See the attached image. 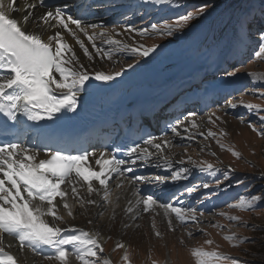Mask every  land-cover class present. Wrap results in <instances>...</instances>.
I'll list each match as a JSON object with an SVG mask.
<instances>
[{
  "label": "snow or ice",
  "instance_id": "snow-or-ice-1",
  "mask_svg": "<svg viewBox=\"0 0 264 264\" xmlns=\"http://www.w3.org/2000/svg\"><path fill=\"white\" fill-rule=\"evenodd\" d=\"M145 3H164L165 0H144ZM44 7V0H38L37 3L27 4L26 15L22 21L11 18L9 13L17 10L15 0L6 3L0 0V115L5 118L3 127L11 130L14 142H0V234L11 235L19 242L21 249L28 248L34 254L42 255L45 259H54L59 264H70V258L75 257L79 264H101L98 259L99 254L104 249L99 242L100 233H89L83 229H77L74 226L65 229L58 226L55 221L64 222V217L58 214V205L54 203L60 198L62 207L66 210L67 216L74 218L72 206L67 202L68 192L62 188V185H71L72 197L83 208L85 204L100 207L101 204L95 200L84 201L79 195L76 185L73 183L82 182L87 186L89 195L93 193L101 196L104 205L113 204L109 183L114 178L125 177L126 173L132 171L130 164L137 161L150 160L153 153L147 149L131 147L127 150L125 159H117L110 154L107 155L101 151L99 158L95 163L99 171L86 166L89 155L87 151L77 152L73 155L65 152L60 147L50 148L47 144L42 145L47 159L37 160L39 150L33 146L21 142V138L27 134L30 129L27 122H39L42 120H58L67 113H74L79 106V99L82 93L94 87L92 81L110 82L116 77L121 76L126 69L106 73L100 70L90 72L84 64L79 61L72 47L64 41L60 29H63L71 35L76 43L83 50L84 55L92 59L91 53L84 43L79 39L77 30L83 33L92 43L93 49L97 55L111 58L113 51H127L132 57H148L157 49V45L145 47L139 45L131 47L122 41L112 38L105 32L88 33V29H95L97 25L86 24L82 17H74L68 10L67 5L56 7L54 10L44 12L33 23L39 27L45 26V30L57 29L54 35L47 39L42 38L40 34L25 31L24 24H27L33 15L35 7ZM203 9L197 12H189L186 15L178 17L174 24L164 23L161 26L153 23L150 27L135 29L131 26H125V32H136L140 36L144 35H167L172 36L174 31L183 29L185 25L200 15ZM264 15V9H261ZM249 14H245L239 20V31L236 39L238 43H243L247 37V25ZM55 23H52V22ZM75 25V30L69 27ZM123 33H116L122 35ZM99 36L102 43L109 46L102 50L94 39ZM107 37V38H105ZM264 55V27L258 30V51L255 56ZM136 65L130 63L128 69ZM233 73H229L232 75ZM250 79L259 83L264 81V76L255 73L248 74ZM56 90H61L57 93ZM264 95V93H261ZM230 107H237L231 104ZM244 107L249 111L260 109L258 106L247 104ZM60 114V115H57ZM11 122L10 124L7 122ZM179 123V122H178ZM195 126V125H194ZM171 131L180 135L176 127ZM258 134L264 136V131H258ZM209 135H212L209 132ZM155 137H149L144 141L151 145L157 151L162 152L167 148L171 141L164 140L161 143H154ZM219 143V141H217ZM223 149L224 145H220ZM231 154L240 158V154L232 148L227 149ZM133 157H135L133 159ZM164 164L171 169L172 164L169 159L160 156ZM130 162V164H129ZM213 165L208 164L199 168L200 171H209ZM188 169L180 167L172 171L171 179L173 181L186 178ZM127 183L132 185L133 194L137 197L136 204H143V211L147 213L150 205L156 204L154 197L143 196L142 190L136 187L137 182H151L143 176L126 177ZM167 177L156 176L155 182H164ZM93 181L97 182L99 187L93 186ZM121 179L116 185L121 188L124 185ZM208 188V184L203 185ZM194 188H187L191 194ZM117 200L119 197L116 198ZM261 197L241 196L238 202L229 205L240 211H254L261 203ZM131 204V201H129ZM161 207L175 214V218L181 224L188 220L198 222L197 210L193 207H175L171 204H160ZM126 212L131 213L133 207H127ZM100 212L99 215H103ZM167 214V213H166ZM199 215H203L202 212ZM220 216L230 222H238L239 218L220 212ZM47 217H51L49 221ZM92 221H89L91 223ZM214 228L222 229L223 225L212 224ZM244 226H248L245 224ZM254 230L255 226H251ZM169 230L171 220H169ZM159 236V233H156ZM192 236V233H188ZM230 242L232 247H238L241 244L250 242V238H238L235 234L225 235L223 237ZM211 245V240L204 242ZM122 247L121 244L116 245ZM50 250L44 252L43 249ZM190 254L194 259V264H241V261L228 255H223L218 251H207L203 247H193ZM127 260V255L123 257ZM0 264H17V259L12 254L0 247ZM102 264H110L105 259Z\"/></svg>",
  "mask_w": 264,
  "mask_h": 264
},
{
  "label": "rangeland",
  "instance_id": "rangeland-1",
  "mask_svg": "<svg viewBox=\"0 0 264 264\" xmlns=\"http://www.w3.org/2000/svg\"><path fill=\"white\" fill-rule=\"evenodd\" d=\"M170 2L172 3L170 4ZM257 4L264 8V0H165L164 3L156 4L159 10L156 11L158 16L154 23H157L158 26L164 23H176L177 19L174 18H178L185 10L195 13L199 9H203V12L197 15L194 20L189 21L183 29L174 31L172 36H140L136 32H125V26L112 29L111 32L107 33L112 38L127 44L129 48L139 45L145 47L157 45L156 51L148 56L152 57L157 53L160 54L164 49H169V46L172 47V45L177 46V48L180 46L178 49L185 48L184 44L187 45L188 42L193 45L204 34L211 18L217 16L210 42L215 41L218 48L226 49L227 37L231 35L233 30H239L240 18L251 10L254 14ZM165 10L167 12L163 13ZM142 26V23L134 24L132 28L142 29ZM97 29L106 33L105 30L111 28L101 29L99 25ZM255 29L259 30L258 28ZM116 33L123 34L116 35ZM191 38H194L195 42H192ZM253 39L254 47L258 48V35ZM83 40L81 41L92 55L91 60L85 56L87 63L84 64L90 72L100 70L99 67L106 70V73L124 68L126 71L119 76L122 77L136 71L146 59V57H132L124 50L113 51L111 58L102 57L96 54L95 49L90 48L92 44ZM95 40V43L102 42L99 36ZM76 46L77 50L83 52L77 43ZM108 48L107 45L104 50ZM74 49L75 45L73 51ZM75 54L79 58V53L75 52ZM130 63L136 66L128 69L127 65ZM249 73L264 76V55L256 56L233 75V78L243 76L250 82V87L242 95L229 100L231 104H236L237 107H230L228 102L222 106H217L207 114L190 118L182 125V128L177 129L180 135L173 133L167 139V141L174 140V142L170 150L172 152H169L168 156L164 158H175L176 165L175 167L172 166L173 170L180 167L188 169L186 178L175 181L183 183L196 181V186H191L194 188L191 194L186 189L183 191L185 193H180L178 197L186 195L185 200L191 205L186 206V208L193 207L197 210L198 222L188 220L181 224L175 218V214L169 210V212H165L169 217L166 215L167 220L162 222L161 214L163 213H158L159 209L153 208L149 209L147 213L143 211L138 218L132 220L134 227L130 230L128 224H122L126 219H123L125 216L121 214L120 219L112 218L103 225L100 231L99 242L104 249L103 253L98 256L101 264L105 259L109 260L110 264H194V259L190 254V249L193 247H203L207 251H218L223 255L236 258L241 261V264H262L261 261L264 264V136L258 134V131H264V95H261L264 93V81L258 84L253 82L249 78ZM247 104L258 106L260 110L249 111L248 108L244 107ZM243 109H245L244 112ZM209 132L212 135H209ZM220 145H224V148L222 149ZM228 148L238 152L240 158L234 157L227 150ZM150 149H152L155 157L158 153L161 156L167 154L164 151L155 152V148L152 146ZM161 163L165 165L164 162L154 165L157 166ZM208 164L213 165V169L203 172L199 170L200 167ZM157 168L159 167L157 166ZM163 169L166 167L163 166L160 170ZM167 180H171V176ZM205 183L209 185L208 188L203 187ZM144 184L147 185L149 182ZM111 186L112 183H109V188ZM140 188L142 190V187ZM241 196H258L262 199L254 211H240L230 208L229 205L237 203ZM182 203V205L177 203V207H184L186 203ZM200 212L203 215H199ZM220 212L236 216L239 221L230 222L220 216ZM88 216H82L81 222H88ZM169 220H171V228L174 230H169ZM94 224L88 223L91 227L95 226ZM212 224L223 225V228H214L211 226ZM245 224L248 226H244ZM253 225L256 230L251 227ZM84 231L91 233L88 229H84ZM156 233H159V236ZM188 233H192V236H189ZM230 234H235L238 238H250V242L232 247L230 242L223 239L225 235ZM9 236L6 238L7 241L11 240L8 239ZM206 240H211L212 244L206 245L204 243ZM11 243L17 245L10 241ZM117 244H121L122 247L117 248ZM23 249L28 250V248ZM125 255H127V260L123 259ZM73 258L76 259L74 256ZM72 263L79 264L78 261L70 258V264ZM35 264H59V262L44 258Z\"/></svg>",
  "mask_w": 264,
  "mask_h": 264
},
{
  "label": "bare ground",
  "instance_id": "bare-ground-1",
  "mask_svg": "<svg viewBox=\"0 0 264 264\" xmlns=\"http://www.w3.org/2000/svg\"><path fill=\"white\" fill-rule=\"evenodd\" d=\"M9 1L10 0H5L6 3H9ZM44 1H47V5L44 7H39V6L35 7L32 10L33 11L32 17L30 18V20L27 24L23 25V28L25 31H30V32L40 34L42 36V38L47 39L48 36L54 35V33L56 32L57 29L52 28V29L45 30L44 25H40L39 27H37L33 23V21H35L44 12H46L50 9L54 10L56 7H64V6L59 5V3H60L59 1H62V0H44ZM31 3H37L38 4V0H16L17 10L9 13L10 17L17 19V21H22V17L27 14V12L25 11L26 5L31 4ZM51 3H55V5L50 6ZM146 4L147 3H145V2L141 3V4H139L138 2H134L133 6H132V10L135 11L137 9L140 12L142 9V10H145V12H146L149 9L148 7H145V6H147ZM67 7H69V6H67ZM70 10L72 12V7H70ZM103 11H104L103 14H105L106 9H103ZM118 13L119 12H117V14ZM218 15L220 16V14H218ZM113 18L114 17H112L111 19H113ZM216 19H217V16H215L214 18H211V20L207 23L205 32L203 31L204 34L202 36L200 35L201 37H199L197 39V42L194 41V38H191L192 42H195L193 45L190 42H188L187 45L184 44L185 48H183V49H182V47L180 49H178L180 46L178 48L175 45H172V47L169 46V49H167V50L164 49L163 52H161L160 54L157 53V55H153L152 57H146L145 62L139 68H137L136 71H133L130 74H126L122 77H116L113 81H110V82L92 81V84H98V87L97 88L91 87L87 91V93H82L81 97L79 99V104L82 103L81 101H83V102L88 101L90 99V97L93 96L95 93H97L101 90L107 89V88H111L114 85H116L120 82H123V81L138 82L136 84L137 87L142 86L145 83H155V82H159L161 84L171 83L177 79H180V78L186 76V75L176 74L175 72H178L180 69H182L188 65H190L189 67H191V69L188 70L189 74H194V71L198 72V73L209 72L211 70V68L215 67V64L218 65L219 62L223 61V59L219 57L218 52L220 51L221 53H223L224 52L223 50L227 51V49L218 48V46H216L215 41L210 42L212 40V35H213L214 28H215L214 22ZM104 21H105V19L102 18V16H99L96 18H88L84 22L86 24H95V25H97L96 28H98L99 25L102 26L101 23ZM52 23H55V22L53 21ZM69 27L73 29L72 25H69ZM96 28L95 29L91 28V30L88 29L89 35H91L93 31L98 33ZM60 31L62 32V35L65 38L64 41H66L72 47V49L74 48V45H75L74 51L77 54L79 53V61L82 64H86L87 63L86 62L87 57H85V55L82 51L77 50L78 48L76 46V41L73 39V37L71 35H69L68 33H65V31L63 29H60ZM102 31L103 30H100V32H102ZM77 35L79 36V38L81 40L82 39L85 40L86 36L83 33H80L79 31H77ZM194 36H196V35H194ZM235 40L237 41V39H235ZM101 43L98 42L96 44L102 50L107 48V45L103 46L104 43H102V44ZM176 45H177V43H176ZM186 46H187V48H186ZM235 46H237V45H235ZM235 46L231 45V47L229 49H231L232 51H235ZM224 54H228V52L227 53L225 52ZM99 69H100V71H104V72L106 71L102 67H99ZM231 80H234V79H231ZM229 81L230 80L225 81L224 85L228 84ZM259 86H261V84H259ZM212 90H222V92H223L226 89H219V86H218V87L213 88ZM56 91L59 93L61 90H56ZM153 142L161 143L162 140L153 141ZM173 142H174V140H171V144L163 150L165 153H167L166 155L164 154L165 156H163V157L168 156V154H169V152L173 146L172 145ZM144 149H147L149 152L153 153L152 149H150V146H148ZM154 151L157 152L156 149H154ZM100 152L101 151H95V152H93V153H95V155H89L87 158V161H86V166L94 168L95 170L99 171V167L96 165L95 161L97 158H99ZM173 153H174V151H173ZM156 155H157L156 157L154 155H152L150 160L137 161L135 164H130V162H129L131 168H137V170L135 171L136 173L135 172L131 173V174L126 173L125 176L126 175H127V177L143 176V177L148 178V181H151L149 183H152L155 186H159L160 182H155V180H154L156 175L154 177L153 172L150 171L151 169L148 168V167L155 166L154 164L164 162L162 159H160L161 155H159V153ZM44 158H45V156L41 155V154H38V156H37V160H43ZM168 159L171 161L172 166L175 167V165H176V163H175L176 161L174 160L175 158L174 159L168 158ZM139 171L141 173H138ZM158 176L170 177L171 176L170 175V169L166 168V169L160 170ZM121 179H123L125 181L124 185L121 188H117L116 185L120 182ZM113 180H115V183L113 185V188L110 189V191L112 194L111 199L113 201H115V205H113V204L104 205L101 201L100 195H97L95 193H93L92 195H89L87 192V186L86 185L81 186L82 182L76 183L75 180L73 181V183L76 185V187L78 189L79 195L83 198L84 201H87L89 199L95 200L101 204L100 207L85 204V206L83 208H81L79 206L78 202L72 197L71 185H62V188H64V190L68 192L67 202L69 203V205L72 206V210L74 212V218L67 216L66 210L62 207L60 198H57L56 201H54V203H56L59 206L58 207V214L60 216L64 217V222L61 223L59 221H55V223H57L59 227L65 228V229H68V228L74 226L77 229H83V230L88 229L91 233L97 232V231L100 233L104 224H107L108 221L112 220V218H115V217H116V219L117 218L120 219L121 214H123L125 216L123 219H126V221L123 222L122 224H128L129 229L132 230L134 227V223L132 220H134L135 218H138L139 214L143 213V204L142 203L139 205L136 204L137 197L133 194L132 185H129L127 183L126 177L114 178ZM144 183L145 182H140V183L137 182V184H136L137 188L142 187L143 196L145 193L148 192L147 189L151 188V187L145 188L146 186H148V184L146 185ZM93 186L97 187V188L99 187L98 183L95 181H93ZM117 197H119L118 200L116 199ZM144 197H146V196H144ZM158 198H159V196L155 199V201ZM129 201H131V204H129ZM177 202H179V201H177ZM182 204H180V205H182ZM130 206L133 207V211L131 213H128L125 211V209L127 207H130ZM153 208H157V210L159 209L158 213H161V212L163 213V214H161L162 222L167 220V217H166L167 214H165V212H169L168 210L159 206L158 203L150 205V209H153ZM100 212H103L104 214L101 216V215H99ZM84 215L85 216L89 215L88 220H87L88 222H81V217ZM47 219L49 221L52 220L51 217H47ZM89 221H92L91 222L92 224L95 223L94 224L95 226L91 227L90 225H88ZM10 236L8 239H11ZM7 237H8V235H6V234H0V247L5 248L6 252L15 256L17 259V264H35L38 261L44 260V257L42 255L34 254L29 249L28 250L21 249L20 247H18L17 245H13L12 243L10 245V241L6 240ZM43 251L49 252L50 250L45 248V249H43Z\"/></svg>",
  "mask_w": 264,
  "mask_h": 264
},
{
  "label": "trees",
  "instance_id": "trees-1",
  "mask_svg": "<svg viewBox=\"0 0 264 264\" xmlns=\"http://www.w3.org/2000/svg\"><path fill=\"white\" fill-rule=\"evenodd\" d=\"M261 254V253H260ZM261 263L263 264V261H261Z\"/></svg>",
  "mask_w": 264,
  "mask_h": 264
}]
</instances>
